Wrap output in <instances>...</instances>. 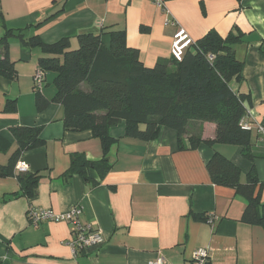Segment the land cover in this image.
I'll return each instance as SVG.
<instances>
[{"label": "crops", "instance_id": "0c3cea01", "mask_svg": "<svg viewBox=\"0 0 264 264\" xmlns=\"http://www.w3.org/2000/svg\"><path fill=\"white\" fill-rule=\"evenodd\" d=\"M180 29L195 42L211 31L239 38L234 51L243 67L230 87L245 98L250 157L238 145L210 144L212 122L190 121L181 141L176 130L162 127L148 142L127 137L121 123L110 130L106 150L90 132L67 130L60 104L39 110L34 76L46 55L32 38L45 44L70 38L73 47L78 35L101 33L109 45L111 32L124 31L128 46L153 67L172 60ZM9 31L7 56L16 75H0V264H148L159 256L166 264H191L199 249L208 251L210 264H264V226L245 221L248 200L214 184L206 168L218 153L240 168L242 183L255 169L264 217V0H165L164 9L150 0H0V40ZM53 77L46 74L42 91L48 99L56 93ZM16 128L41 130L42 145L18 157L29 173L41 175L34 196L23 190L16 167V175H4L20 151ZM192 138L199 139L193 149ZM77 154L92 162L107 158L110 169H91L89 179L69 174ZM76 205L83 210L80 222L105 241L74 256L67 245L72 225L34 227L28 213H66Z\"/></svg>", "mask_w": 264, "mask_h": 264}, {"label": "trees", "instance_id": "16d2710c", "mask_svg": "<svg viewBox=\"0 0 264 264\" xmlns=\"http://www.w3.org/2000/svg\"><path fill=\"white\" fill-rule=\"evenodd\" d=\"M11 34L9 31L0 40V50L6 49L0 59V75L14 78L13 64L7 56ZM110 37L109 45H105L101 33L80 34L76 38L77 49H71L70 38L55 44H45L38 38L29 41L46 55L39 60V68L53 74L56 87L52 99L34 90L39 110L50 103L60 104L65 128L90 132L102 140L106 150L113 142L110 130L121 123H125L127 137L148 142L157 138L162 127L176 130L181 141L190 121L212 122L216 124V136L210 144L238 145L250 157L251 134L242 126L248 115L245 98L230 87L234 78L240 79L243 67L234 51L239 38H222L211 31L186 50L181 62L172 58L148 67L139 51L128 46L124 31L111 32ZM13 132L20 151L4 175H16L13 171L18 157L42 145L39 128H16ZM197 141L191 139L192 149L197 147ZM206 168L214 184L234 188L248 200L244 220L264 226L255 196L259 184L255 169L242 183L240 168L218 153ZM91 169L105 173L110 169L108 159L92 162L77 154L68 173L89 179ZM16 177L25 193L34 196L41 175L26 172Z\"/></svg>", "mask_w": 264, "mask_h": 264}, {"label": "built area", "instance_id": "2783aa9c", "mask_svg": "<svg viewBox=\"0 0 264 264\" xmlns=\"http://www.w3.org/2000/svg\"><path fill=\"white\" fill-rule=\"evenodd\" d=\"M158 7L165 8V0H150ZM189 35L184 29H180L174 37V43L172 48V58L176 62H181L186 50L195 45ZM46 84V72L39 69L34 76V90L42 92ZM242 126L245 130L250 131L251 125L246 122V118L242 120ZM259 132L264 135V126L259 127ZM16 169L20 173L28 172V165L25 162H18ZM82 207L76 205L66 213H55L51 210H38L30 209L28 213L31 225L39 227L42 223H68L73 226L74 236L67 242V245L72 249V252L77 255L88 248L101 246L105 239L101 232L95 230L92 225H84L80 222V216L82 214ZM148 264H166V260L163 256H159L157 259L149 261ZM191 264H210V258L208 251L204 249L197 250L191 260Z\"/></svg>", "mask_w": 264, "mask_h": 264}, {"label": "rangeland", "instance_id": "374dc122", "mask_svg": "<svg viewBox=\"0 0 264 264\" xmlns=\"http://www.w3.org/2000/svg\"><path fill=\"white\" fill-rule=\"evenodd\" d=\"M71 49H77V44L75 43V45ZM51 79H52V76H51ZM51 90H52V86H50V90L46 91L45 95H48L47 93H49Z\"/></svg>", "mask_w": 264, "mask_h": 264}]
</instances>
